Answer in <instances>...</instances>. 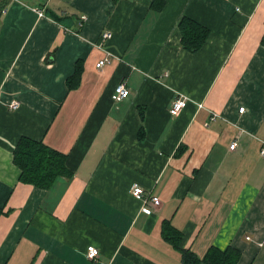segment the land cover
I'll return each mask as SVG.
<instances>
[{
  "label": "crops",
  "instance_id": "crops-1",
  "mask_svg": "<svg viewBox=\"0 0 264 264\" xmlns=\"http://www.w3.org/2000/svg\"><path fill=\"white\" fill-rule=\"evenodd\" d=\"M151 3L0 0V264H179L164 220L200 258L232 246L236 264H264V0ZM184 15L209 29L195 52ZM21 138L64 153L71 176L20 182ZM134 184L159 198L150 213Z\"/></svg>",
  "mask_w": 264,
  "mask_h": 264
},
{
  "label": "trees",
  "instance_id": "trees-1",
  "mask_svg": "<svg viewBox=\"0 0 264 264\" xmlns=\"http://www.w3.org/2000/svg\"><path fill=\"white\" fill-rule=\"evenodd\" d=\"M163 5L164 0H152L151 3L155 10H160ZM44 12L57 21L65 18L47 8L44 9ZM79 18V27H81L84 20L81 19V16ZM178 29L181 46L190 52L199 50L209 35V29L205 25L185 15L179 20ZM260 44L264 46V32ZM82 69V64L78 60L73 74L66 79L68 88L78 86ZM13 161L20 169L19 181L31 183L39 188L50 187L57 176L69 177L72 174L67 165L66 155L43 144L42 141L21 138L13 151ZM161 234L172 247L179 250V264H236L240 256L239 250L232 246H227L224 249L210 246L200 258L191 249L181 248L182 233L168 220L162 222Z\"/></svg>",
  "mask_w": 264,
  "mask_h": 264
},
{
  "label": "built area",
  "instance_id": "built-area-1",
  "mask_svg": "<svg viewBox=\"0 0 264 264\" xmlns=\"http://www.w3.org/2000/svg\"><path fill=\"white\" fill-rule=\"evenodd\" d=\"M37 11L40 15L42 14V12L40 10H37ZM85 17H86L85 15H81L82 20H84ZM110 36H111V33L108 31H103L101 33V39L105 40V39L109 38ZM106 60L107 59L102 58V59L98 60L96 65L100 66ZM128 95H129V90L125 86L124 82H119L118 84H116V86L114 87L113 95H112L114 100H120V99L126 98ZM187 101H188V99L184 98V97L174 98L171 101L169 112L171 114H177L186 105ZM17 106H18V101L15 99H12L8 104V107L11 109H15ZM239 110H243V107H240ZM215 116H216V114L214 112H212L210 118L214 119ZM259 140H260V143L262 144L260 153L262 155H264V138H260ZM235 146H236V141L233 140L229 144V148L233 149ZM130 191H131V194L134 198L139 199L140 201L143 202L142 210L145 211L146 213H150L153 206H158L160 204V200L157 196L152 195L151 193L149 194L148 192L144 191L142 186H140L138 184H134L131 187ZM86 255L90 259L95 258L98 255L97 248H95L92 245L88 246L86 248Z\"/></svg>",
  "mask_w": 264,
  "mask_h": 264
},
{
  "label": "bare ground",
  "instance_id": "bare-ground-1",
  "mask_svg": "<svg viewBox=\"0 0 264 264\" xmlns=\"http://www.w3.org/2000/svg\"><path fill=\"white\" fill-rule=\"evenodd\" d=\"M42 11V10H41Z\"/></svg>",
  "mask_w": 264,
  "mask_h": 264
}]
</instances>
